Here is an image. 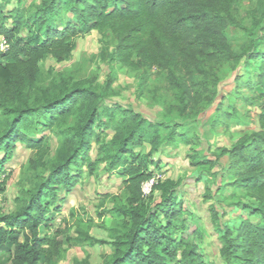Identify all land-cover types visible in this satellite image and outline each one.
Here are the masks:
<instances>
[{"label":"trees","instance_id":"trees-1","mask_svg":"<svg viewBox=\"0 0 264 264\" xmlns=\"http://www.w3.org/2000/svg\"><path fill=\"white\" fill-rule=\"evenodd\" d=\"M243 2L249 4L245 18L239 15ZM91 32L101 36L112 62L142 74L143 85L155 74L174 96L170 110L185 120L201 122L197 117L220 93L223 69L235 72L239 99L259 111L258 130L220 149L214 160L196 155L191 163L227 181L219 192L229 187L233 197L248 198L230 204L242 212L226 222L212 209L221 258L264 264V0H40L29 6L26 0H0V38L7 45L0 51V174L18 143L34 150L29 170L48 171L16 198L15 212L0 214V264H58L66 247L102 244L113 247L104 264H212L202 247L205 229L180 198L181 181L159 179L149 195L143 191L153 179L151 168L159 167L154 155L162 146L190 141L182 126L103 105L114 78L101 88L97 78L74 81L58 73L49 81L43 75L41 62L49 56L58 63L72 60L78 39ZM239 119L235 106L227 110L222 103L212 127L227 130ZM46 130L57 131L60 141L51 162ZM109 130L106 141L102 135ZM94 145L96 160L90 157ZM103 164L123 180L125 197L114 198L109 240L93 236V220L81 218L75 236L50 232L51 216L65 202L61 194L86 174L96 176ZM72 264L91 263L87 257Z\"/></svg>","mask_w":264,"mask_h":264},{"label":"rangeland","instance_id":"rangeland-1","mask_svg":"<svg viewBox=\"0 0 264 264\" xmlns=\"http://www.w3.org/2000/svg\"><path fill=\"white\" fill-rule=\"evenodd\" d=\"M39 2L40 0H26V6ZM15 6L16 2L13 1L8 10ZM248 9V2H243L239 11L241 18L247 16ZM8 24L11 25V21ZM40 69L49 81L58 73L74 81L97 78L101 88L106 86L109 79L114 78L111 88L104 91L103 105L117 104L143 114L147 120L171 125L178 123L182 126L181 131L187 133L190 141L178 140L174 144L162 146L161 151L154 155L155 163L159 162V167L155 165L151 168L154 174L152 180L154 182L159 179L181 181L180 198L197 216L200 225L205 229L202 243L205 253L212 264H227L220 256L222 243L211 212L215 209L222 222L229 221L232 217H238L242 212V209L230 206V204L238 201L246 203L248 198L241 194L233 197L232 189L229 187L219 192L218 188L225 187L227 181L218 177L213 178L209 169L204 165H192L191 157L198 155L199 159L209 157L214 160L213 155L219 153L220 149L230 147L243 135L258 130L259 111L254 107H245L244 102L239 99L235 92V72L228 66L223 69L220 76L222 79L219 84L220 93L215 104L201 112L197 117L201 122H196L194 119L185 120L176 111L170 110L169 107L174 104V96L166 91L155 74H151L147 84L143 85L141 73L130 71L119 63L112 62L97 32H91L78 39L72 60L58 63L49 56L41 62ZM222 103L227 110H230V106H235L240 117L239 123L230 126L227 130L224 127H212L217 106ZM56 132L44 131V135L50 140V152L46 157V162L54 160L60 145ZM112 135L113 132L109 130L103 133L102 137L109 141ZM93 147L90 157L96 160L98 158L97 147L96 145ZM144 151L149 152L150 146L146 145ZM33 154L34 150L18 143L11 160L6 163L5 172L0 174V214L8 215L15 212L16 198L26 196L37 180L48 175L46 169L37 171L28 169ZM3 155L4 153H1L0 157L2 158ZM225 162L226 159L223 158L222 163L225 164ZM218 170L219 167L214 169V171ZM144 189L146 195H149L152 185H145ZM206 190L211 192L209 191L206 195ZM117 196L120 201H124L123 180L116 173L109 172L103 164L96 176L86 174L69 194L65 192L61 194L65 202L61 203V212L51 216L53 223L50 232L60 229L75 236V223L81 218L84 221L93 220L95 227L90 231L93 236L109 240L111 230L115 227V218L111 210L115 206L114 198ZM156 200H159L158 194ZM72 213L75 215L72 216ZM66 248L67 251L58 264H72L76 258L83 260L87 257L91 264H104V256L113 254V247L109 244Z\"/></svg>","mask_w":264,"mask_h":264},{"label":"built area","instance_id":"built-area-1","mask_svg":"<svg viewBox=\"0 0 264 264\" xmlns=\"http://www.w3.org/2000/svg\"><path fill=\"white\" fill-rule=\"evenodd\" d=\"M6 47H7V45H6L5 41H4L3 38H2V42L0 43V51H1V50H5ZM150 184L153 186L154 181L152 180L151 182H146V183L143 184V191H144L145 194H146V191H145V189H144V186H145V185H150Z\"/></svg>","mask_w":264,"mask_h":264},{"label":"crops","instance_id":"crops-1","mask_svg":"<svg viewBox=\"0 0 264 264\" xmlns=\"http://www.w3.org/2000/svg\"><path fill=\"white\" fill-rule=\"evenodd\" d=\"M2 42V38H1V41H0V43Z\"/></svg>","mask_w":264,"mask_h":264}]
</instances>
